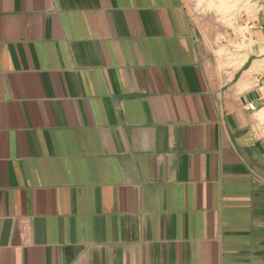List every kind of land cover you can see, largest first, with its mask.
I'll return each instance as SVG.
<instances>
[{
	"label": "crops",
	"instance_id": "crops-1",
	"mask_svg": "<svg viewBox=\"0 0 264 264\" xmlns=\"http://www.w3.org/2000/svg\"><path fill=\"white\" fill-rule=\"evenodd\" d=\"M0 264H264V0H0Z\"/></svg>",
	"mask_w": 264,
	"mask_h": 264
},
{
	"label": "built area",
	"instance_id": "built-area-1",
	"mask_svg": "<svg viewBox=\"0 0 264 264\" xmlns=\"http://www.w3.org/2000/svg\"><path fill=\"white\" fill-rule=\"evenodd\" d=\"M248 108H249V110H253V109H254L253 104H249V105H248Z\"/></svg>",
	"mask_w": 264,
	"mask_h": 264
}]
</instances>
